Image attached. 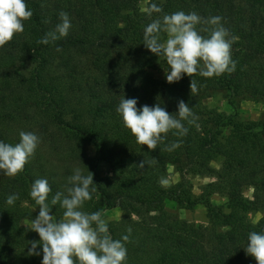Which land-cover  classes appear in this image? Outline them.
Listing matches in <instances>:
<instances>
[{
	"label": "trees",
	"instance_id": "1",
	"mask_svg": "<svg viewBox=\"0 0 264 264\" xmlns=\"http://www.w3.org/2000/svg\"><path fill=\"white\" fill-rule=\"evenodd\" d=\"M26 3L33 16L24 32L0 48V141L15 145L20 131H31L41 143L21 174L0 173V264H42V245L39 256L28 253L30 242L40 237L23 224L39 214L31 186L36 179L48 180L50 214L62 220L65 210L50 201L58 191L67 194L76 168L93 173L96 188L82 210L119 211L121 218L108 223L114 240L131 228L127 264H256L244 249L249 233H264V114L242 120L238 108L243 102L264 105V0L150 1L145 12L139 10L140 0ZM152 4L163 11L149 15ZM61 11L72 23L67 37L38 43L61 22ZM177 11L196 12L204 21L222 18L229 38H237L234 72L195 75L197 91L192 93V77L170 84L151 74L170 69L165 57L145 47L144 30L152 20ZM211 27L202 23L197 29L208 37L204 29ZM216 95L226 99L233 114L205 105ZM123 97L137 99L138 108L160 103L177 118L183 100L198 117L199 128L182 121L187 135L173 130L150 151L124 126L116 110ZM174 142L180 147L166 151ZM102 165L108 167L105 175ZM169 168L180 180L164 187L160 181ZM193 176L214 179L199 197L188 179ZM246 189L253 191L251 198L243 195ZM12 194L19 199L8 205ZM214 196L223 202H214ZM168 202L187 211L203 206L207 223L179 219L167 211ZM252 213L261 214L256 223L249 219Z\"/></svg>",
	"mask_w": 264,
	"mask_h": 264
},
{
	"label": "clouds",
	"instance_id": "2",
	"mask_svg": "<svg viewBox=\"0 0 264 264\" xmlns=\"http://www.w3.org/2000/svg\"><path fill=\"white\" fill-rule=\"evenodd\" d=\"M163 9L152 4V12L160 13ZM33 16L26 0H0V48H3L17 34L25 30V22ZM60 23L54 31L48 32L40 44H49L67 37L72 27L69 15L61 11ZM222 18L211 17L204 21L196 12L185 13L177 11L166 14L162 19L152 20L144 30V45L153 54L166 59L169 71L166 72L168 83L180 81L184 75L192 77L191 93L197 91V83L193 77L221 76L231 74L236 70V61L232 59V44L237 39L221 24ZM207 23L212 27L204 29L210 35L200 34L197 26ZM162 34L167 39L162 40ZM59 51V49H57ZM117 112L121 115L124 126L136 138V142L146 145L150 151H155L164 142L169 132L174 131L177 136H185L188 128L182 121L190 125L197 123L198 117L183 100L178 104V117L170 114L160 103L155 106L144 105L137 107V99H121ZM41 143V138L31 131H20L19 142L15 145L0 141V173L15 178L25 170V166L34 157ZM180 147L174 142L166 147V151H173ZM144 168L145 161L138 165ZM71 185L65 192H56L50 201L52 206L60 205L65 211L63 219L57 220L50 212L48 197L52 191L47 179H36L30 190V196L39 206V214L31 222V230L38 233L40 240L31 241L29 255L39 256L38 244L42 245V264H127L126 243L129 242L131 228L121 240H114L109 232L108 221L100 211L88 213L83 211L87 201L96 192L93 186V173L82 174L80 168L68 178ZM167 185V180L160 181ZM19 199L18 194L7 197L6 203L13 205ZM246 254L253 257L256 264H264V233L251 232L248 235Z\"/></svg>",
	"mask_w": 264,
	"mask_h": 264
},
{
	"label": "rangeland",
	"instance_id": "3",
	"mask_svg": "<svg viewBox=\"0 0 264 264\" xmlns=\"http://www.w3.org/2000/svg\"><path fill=\"white\" fill-rule=\"evenodd\" d=\"M150 1H163V0H140L139 10L141 12H145L147 10V4ZM151 74L159 80L167 81L166 71H152ZM205 105L209 109L215 110L217 112H220L226 115L233 114V111L228 106L226 99H224L221 95H216V96L206 99ZM238 110H239L238 112H239L240 119L255 121L261 118V116L264 114V105L256 104L253 102H243L240 104ZM88 154L91 157L95 156L92 149L88 150ZM214 167L218 168V165L215 164ZM107 172H108V167H106L105 165H102L101 174L105 175L107 174ZM188 179L190 181V184L192 185L193 194L196 197H199L201 195L203 188L208 183L214 181L213 178L201 177V176L188 177ZM165 180H167L168 183L167 185H163V186L169 187L179 182L180 175L173 168H169L168 174ZM252 194H253V191L250 189H246L243 192V195L247 198H251ZM213 200L216 203L223 202V200L219 198L218 196H214ZM166 209L169 213L189 223H193L197 225L199 224L205 225L207 223L206 211L203 206H198L192 211H187V210H182V209L177 208L172 202H168ZM99 211L102 212L103 218L106 219L108 223L118 221L121 218V213L117 210L103 211L101 210V208H99ZM260 217H261L260 213H252L249 215V219L253 223H256ZM31 222L32 221H25L23 224L31 228Z\"/></svg>",
	"mask_w": 264,
	"mask_h": 264
}]
</instances>
